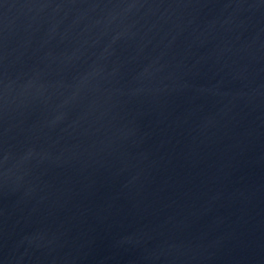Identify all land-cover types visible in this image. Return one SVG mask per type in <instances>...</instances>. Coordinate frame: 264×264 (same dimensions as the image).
<instances>
[{"label":"water","instance_id":"obj_1","mask_svg":"<svg viewBox=\"0 0 264 264\" xmlns=\"http://www.w3.org/2000/svg\"><path fill=\"white\" fill-rule=\"evenodd\" d=\"M0 264H264V0H0Z\"/></svg>","mask_w":264,"mask_h":264}]
</instances>
